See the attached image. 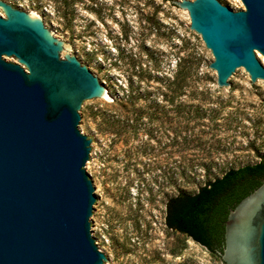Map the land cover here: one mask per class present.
I'll return each instance as SVG.
<instances>
[{"label":"rangeland","instance_id":"374dc122","mask_svg":"<svg viewBox=\"0 0 264 264\" xmlns=\"http://www.w3.org/2000/svg\"><path fill=\"white\" fill-rule=\"evenodd\" d=\"M1 1L24 12L45 8L50 30L119 90L114 104L87 109L84 134L103 140L90 170L98 241L114 263L224 264L164 227L166 204L264 162V82L258 89L246 72L234 82L241 88H219L211 51L173 0ZM221 1L244 10L240 0Z\"/></svg>","mask_w":264,"mask_h":264},{"label":"water","instance_id":"95a60500","mask_svg":"<svg viewBox=\"0 0 264 264\" xmlns=\"http://www.w3.org/2000/svg\"><path fill=\"white\" fill-rule=\"evenodd\" d=\"M173 0L211 51L226 92L244 73L264 82V0ZM0 264H115L98 241V142L87 109L119 90L79 50L50 30L45 9L0 0ZM15 59V62L13 61ZM224 264H264V180L228 211Z\"/></svg>","mask_w":264,"mask_h":264},{"label":"trees","instance_id":"16d2710c","mask_svg":"<svg viewBox=\"0 0 264 264\" xmlns=\"http://www.w3.org/2000/svg\"><path fill=\"white\" fill-rule=\"evenodd\" d=\"M170 85H177L176 79ZM183 87L179 85L177 89ZM263 180L264 162L229 170L194 195H178L170 199L169 226L218 256L223 249L224 221L228 211Z\"/></svg>","mask_w":264,"mask_h":264},{"label":"flooded vegetation","instance_id":"af4514ba","mask_svg":"<svg viewBox=\"0 0 264 264\" xmlns=\"http://www.w3.org/2000/svg\"><path fill=\"white\" fill-rule=\"evenodd\" d=\"M15 62V59L13 60ZM168 207H169V202L166 204V209H165V216H164V227L167 229V230H173L181 235H184L182 233H180V231H178L177 229H172L170 226H169V221H168ZM225 222V221H224ZM185 236V235H184Z\"/></svg>","mask_w":264,"mask_h":264}]
</instances>
